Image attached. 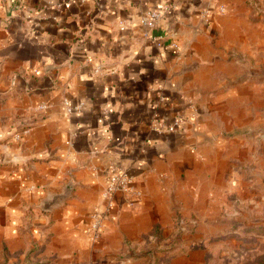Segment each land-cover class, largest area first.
Segmentation results:
<instances>
[{"label":"crops","instance_id":"obj_1","mask_svg":"<svg viewBox=\"0 0 264 264\" xmlns=\"http://www.w3.org/2000/svg\"><path fill=\"white\" fill-rule=\"evenodd\" d=\"M255 78L264 0H0V264H125L176 210L210 218L251 182ZM112 169L142 195L107 210Z\"/></svg>","mask_w":264,"mask_h":264},{"label":"rangeland","instance_id":"obj_2","mask_svg":"<svg viewBox=\"0 0 264 264\" xmlns=\"http://www.w3.org/2000/svg\"><path fill=\"white\" fill-rule=\"evenodd\" d=\"M254 80L264 83L263 78ZM256 115L258 122L247 135L263 137L264 110H256ZM254 157L238 164L251 181L248 187L225 193L224 203L210 218L199 221V214L188 217L176 210L172 223L154 224L139 243H124L115 259L125 264H172L178 257L174 264H264V138L256 141ZM164 229H170L165 236ZM186 246L193 248L180 253ZM193 250L197 254L190 257Z\"/></svg>","mask_w":264,"mask_h":264},{"label":"built area","instance_id":"obj_3","mask_svg":"<svg viewBox=\"0 0 264 264\" xmlns=\"http://www.w3.org/2000/svg\"><path fill=\"white\" fill-rule=\"evenodd\" d=\"M218 11L220 13L224 12L223 7H219ZM162 17V12L160 10L149 11L146 17L143 18L144 22L152 23ZM27 132V131H26ZM21 134L17 133L15 138L19 139ZM109 181L107 186L103 190V198L106 201V209L112 208L116 201V194L121 195L122 202L133 201V199L139 198L142 193L141 190L135 186L134 178L128 172L120 169H112L109 173ZM92 220L89 226L90 232L95 236L97 232L102 227V217L99 214H93Z\"/></svg>","mask_w":264,"mask_h":264},{"label":"trees","instance_id":"obj_4","mask_svg":"<svg viewBox=\"0 0 264 264\" xmlns=\"http://www.w3.org/2000/svg\"><path fill=\"white\" fill-rule=\"evenodd\" d=\"M189 248H193V247L189 246V247H184V248H181V249H178V250H179L180 253H184ZM170 249H173V248H170Z\"/></svg>","mask_w":264,"mask_h":264},{"label":"water","instance_id":"obj_5","mask_svg":"<svg viewBox=\"0 0 264 264\" xmlns=\"http://www.w3.org/2000/svg\"><path fill=\"white\" fill-rule=\"evenodd\" d=\"M44 208H45V205H44Z\"/></svg>","mask_w":264,"mask_h":264}]
</instances>
